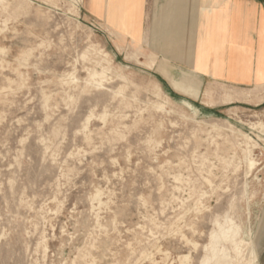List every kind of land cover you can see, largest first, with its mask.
<instances>
[{
    "label": "rangeland",
    "instance_id": "rangeland-1",
    "mask_svg": "<svg viewBox=\"0 0 264 264\" xmlns=\"http://www.w3.org/2000/svg\"><path fill=\"white\" fill-rule=\"evenodd\" d=\"M83 1L0 0V264H264L261 92L180 101Z\"/></svg>",
    "mask_w": 264,
    "mask_h": 264
},
{
    "label": "crops",
    "instance_id": "crops-1",
    "mask_svg": "<svg viewBox=\"0 0 264 264\" xmlns=\"http://www.w3.org/2000/svg\"><path fill=\"white\" fill-rule=\"evenodd\" d=\"M83 3L98 22L124 39V45H137L153 57V72L180 101L208 107L204 96L211 84L258 90L264 98V0ZM159 65L164 73L156 71ZM181 78L197 83L196 89L182 84Z\"/></svg>",
    "mask_w": 264,
    "mask_h": 264
},
{
    "label": "bare ground",
    "instance_id": "bare-ground-1",
    "mask_svg": "<svg viewBox=\"0 0 264 264\" xmlns=\"http://www.w3.org/2000/svg\"><path fill=\"white\" fill-rule=\"evenodd\" d=\"M77 2L79 1V0H76ZM2 32V31H1ZM41 42V41H40ZM37 46V45H36ZM45 46V45H44ZM47 46V45H46ZM40 47V46H39ZM4 48V47H3ZM2 49V48H1ZM0 49V50H1ZM28 50V49H27ZM33 50V49H32ZM31 50V51H32ZM5 51V50H4ZM7 51V50H6ZM33 52V51H32ZM3 54H4V52H3ZM3 54H1L0 53V55H3ZM104 56L105 57H107L108 55L107 54H104ZM141 58H139V57H137V60L139 61ZM15 70H16V68H14ZM17 72V71H16ZM97 72V71H96ZM90 73V72H89ZM102 73H104V70L102 71ZM106 73V72H105ZM65 74H67V73H65ZM102 75L103 74H96V73H93V74H91V75H89V76H91L93 79H95V78H100V77H102ZM106 75V74H105ZM69 76V75H68ZM88 76V75H87ZM107 76V75H106ZM63 78H65V77H63ZM62 78V79H63ZM91 78V79H92ZM87 79H89L88 77H87ZM107 79V78H106ZM85 80V79H84ZM71 81V80H70ZM73 81V80H72ZM85 81H87V80H85ZM104 81V80H103ZM66 82V81H65ZM89 82V81H88ZM87 82V83H88ZM97 82V81H96ZM84 83V82H83ZM96 84V83H95ZM107 84V83H106ZM86 85V84H85ZM103 85V84H102ZM196 85H197V83H196ZM90 86V85H89ZM98 86H100V85H98ZM94 87H96L97 88V86H94ZM124 87V86H123ZM96 88H95V90H96ZM105 88V87H104ZM117 92V91H116ZM115 92V93H116ZM116 95V94H115ZM48 97V96H47ZM123 97V96H122ZM157 109H159V110H163L164 109V107H163V105H158V107H157ZM152 110V109H151ZM157 112V111H156ZM162 112V111H161ZM104 115V114H103ZM160 123V122H159ZM159 125V124H158ZM161 126V125H160ZM264 127L263 126V124L262 123H259V124H257V123H255V124H251V130L253 129H256L257 127ZM158 128H159V126H158ZM157 128V129H158ZM159 130V129H158ZM153 131V130H152ZM154 131H156V130H154ZM154 131L152 132V133H154ZM259 133V132H258ZM261 133H263V132H261ZM260 134V133H259ZM154 135V134H153ZM244 138H246V136H244V135H242ZM246 139H248V138H246ZM148 140V139H147ZM150 140V139H149ZM153 140V139H152ZM246 141H248V140H246ZM145 142H147V141H145ZM161 142V141H160ZM147 143H149V142H147ZM146 143V144H147ZM152 143V142H151ZM150 143V144H151ZM249 143H250V141H249ZM155 144V143H154ZM157 144V143H156ZM246 144V143H245ZM150 146V145H149ZM152 146V145H151ZM156 146V145H155ZM159 146V145H158ZM161 146V145H160ZM159 146V147H160ZM250 146H251V144H250ZM246 148H248V147H246ZM253 148V147H252ZM254 149V148H253ZM152 150V149H151ZM155 150V149H154ZM150 151V150H149ZM244 152H246V150L244 151ZM247 155H246V157H248V155H250L251 153H250V150H247ZM250 153V154H249ZM251 157V156H250ZM253 160V159H252ZM252 160H247L246 159V167H247V173L249 172V171H251L255 166H256V163L255 162H253ZM114 162V161H113ZM116 163V162H115ZM99 187V186H98ZM102 189V188H101ZM97 191V190H96ZM95 191V192H96ZM97 193V192H96ZM101 193V192H100ZM100 193H99V191H98V194L100 195ZM91 197V196H90ZM90 197H88V198H90ZM96 197H97V195H96ZM102 198V197H101ZM93 198H91V200H92ZM94 199H95V197H94ZM109 200V199H108ZM199 200V199H198ZM200 201V200H199ZM92 202V201H91ZM90 202V203H91ZM94 202V201H93ZM107 202V201H106ZM100 203V202H99ZM103 203V202H102ZM112 203V202H111ZM246 203V202H245ZM92 204H94V203H92ZM104 204V203H103ZM102 204V205H103ZM91 205V204H90ZM100 204H98V206H99ZM199 206L201 205V204H198ZM197 205V206H198ZM101 206V205H100ZM195 207V206H194ZM97 208V207H96ZM96 208H94V209H96ZM198 208V210H199V207H197ZM246 208V207H245ZM91 209H93V207L91 208ZM98 209V208H97ZM200 210H201V208H200ZM247 210V209H246ZM197 211V210H196ZM198 213H200L199 211H198ZM181 218H183V217H181ZM97 223V222H96ZM99 227V226H98ZM220 229H221V232H220V237L222 238V239H229L232 243H234L235 244V237L238 235V228L235 226V225H233V224H231V222L229 221V222H226L225 223V225L223 226V227H220ZM187 240V239H186ZM190 243V242H189ZM188 243V244H189ZM235 246H236V244H235ZM45 249H47V248H45ZM156 249H158V248H156ZM211 250H212V252H213V258L215 259V264H221V262L226 258V250L223 248V247H219V245L217 244V242H216V237L214 236L213 237V243H212V245H211ZM157 251V250H156ZM165 252V251H164ZM164 254V253H163ZM165 254H168V253H166L165 252ZM251 254V253H250ZM181 255V254H180ZM188 255V254H187ZM153 256V255H152ZM164 256V255H163ZM166 256V255H165ZM189 256V255H188ZM251 256V255H250ZM181 257H183V256H181ZM178 258V257H177ZM179 259V258H178ZM188 259H190V258H188ZM249 259V258H248ZM182 260V263H184L183 261H186V259L185 260H183V258L181 259ZM211 259H209V258H207L202 264H207L209 261H210ZM153 262V261H152ZM173 262V261H172ZM191 262V261H190ZM250 263L249 264H253V259L251 260V261H249ZM174 263V262H173ZM181 263V262H180ZM187 263H188V261H187ZM169 264H171V262L169 263Z\"/></svg>",
    "mask_w": 264,
    "mask_h": 264
}]
</instances>
